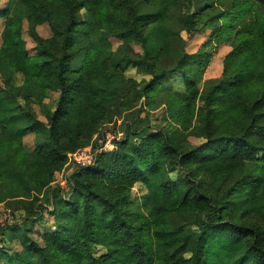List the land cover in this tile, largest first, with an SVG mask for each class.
<instances>
[{
	"label": "trees",
	"instance_id": "obj_1",
	"mask_svg": "<svg viewBox=\"0 0 264 264\" xmlns=\"http://www.w3.org/2000/svg\"><path fill=\"white\" fill-rule=\"evenodd\" d=\"M201 2L9 0L0 47V202L23 198L24 219L33 222L42 204L52 205L57 222L41 241L25 232L20 252L2 239L7 264H264V0ZM25 18L39 54L25 46ZM173 19L189 34L210 35L206 43L232 46L220 78L203 80L212 53L187 52ZM42 23L51 37L38 33ZM112 35L124 39L116 50ZM129 67L150 78L126 77ZM142 98L148 109L163 108L166 122L138 142L130 126L115 149L79 165L70 197L57 199L62 189L52 182L69 154L90 145L115 109ZM29 132L37 137L32 151L23 142ZM137 183L147 189L139 203L131 199ZM171 215L196 229L174 226Z\"/></svg>",
	"mask_w": 264,
	"mask_h": 264
},
{
	"label": "rangeland",
	"instance_id": "obj_2",
	"mask_svg": "<svg viewBox=\"0 0 264 264\" xmlns=\"http://www.w3.org/2000/svg\"><path fill=\"white\" fill-rule=\"evenodd\" d=\"M213 0H202L199 6L204 5L207 2ZM9 6V0H0V47L3 43V30L7 19V8ZM83 17L88 18V14L83 11ZM173 23L177 26L175 19ZM37 31L43 38H49L52 36V30L48 23L39 24ZM177 29L181 31L182 35L186 39V50L189 53L198 52L202 49L209 50L212 53L211 61L207 67L203 80H215L220 78L224 66V58L226 54L231 50L232 46L229 43L215 44L212 40L210 43H206L210 39V35L202 33L189 34L181 27L177 26ZM22 36L25 41V46L30 54L36 55L41 52L40 43L33 38L30 32V24L25 18L22 25ZM113 50L118 49L124 44V39L117 35L110 37ZM213 39V38H212ZM137 53H144V48L138 42L131 43ZM177 52H175L171 58L167 60V66L173 65V58ZM81 56L76 57L71 66L76 68L81 64ZM126 77L132 78L136 81H142L149 79L150 75L147 73L138 71L135 67H129L125 72ZM178 85H181L179 77L175 79ZM23 83L22 75H18L16 84L21 85ZM57 93H52L50 101L54 104ZM36 110L39 112V107L36 106ZM40 113V112H39ZM167 113L163 108L148 109L145 104V100L139 99L134 102L130 107H118L115 109L114 118L111 122L107 123L99 133L94 137L90 145L79 148L75 152L69 154V161L63 170L56 173L55 180L52 182L53 189L61 188L62 190L57 194V199L60 195L65 199L70 197L71 193V176L72 173L79 165H91L94 164L99 153L102 151L113 150L116 148L115 139L125 137L127 129L131 126L133 129H137V135L133 138L138 142L141 136H145L148 132L154 130L156 126H160L166 122ZM42 117V116H40ZM140 132L142 135H140ZM193 142H197L198 139L191 137ZM24 146L27 150L32 151L36 147L37 137L33 132H29L24 136ZM182 176L180 170H177L171 174L173 179L178 180ZM53 189L50 192H53ZM147 189L144 184L137 183L133 187L131 199L135 203H139L141 196L146 193ZM42 196V195H41ZM23 198H8L0 202V241L6 239L7 245L10 247V251L20 252L22 245L20 238L27 232L32 236L34 240L41 241V234L45 229H50L57 222L54 214H52V205L42 204V213L38 220L35 219L26 221L24 217L29 214L26 211ZM136 207L132 206V209ZM170 220L174 226H180L185 231H192L196 229L194 223H186L179 219L176 215H171ZM14 226V228H12ZM6 242L5 245H6ZM0 245L1 242H0ZM0 264H7L6 260L0 255Z\"/></svg>",
	"mask_w": 264,
	"mask_h": 264
}]
</instances>
